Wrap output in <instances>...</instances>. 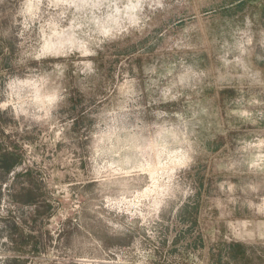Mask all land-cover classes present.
<instances>
[{
    "label": "rangeland",
    "instance_id": "obj_1",
    "mask_svg": "<svg viewBox=\"0 0 264 264\" xmlns=\"http://www.w3.org/2000/svg\"><path fill=\"white\" fill-rule=\"evenodd\" d=\"M0 264H264V0H0Z\"/></svg>",
    "mask_w": 264,
    "mask_h": 264
}]
</instances>
